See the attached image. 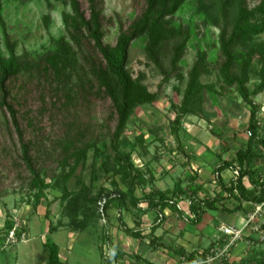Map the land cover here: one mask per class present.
I'll return each instance as SVG.
<instances>
[{
    "label": "trees",
    "instance_id": "1",
    "mask_svg": "<svg viewBox=\"0 0 264 264\" xmlns=\"http://www.w3.org/2000/svg\"><path fill=\"white\" fill-rule=\"evenodd\" d=\"M63 1L71 6V10L64 11L62 15L65 33L55 38L54 49L43 53L38 59H25L17 52V41L13 39L4 17V0H0V109L5 112L9 127L17 135L19 157L28 171L29 184L34 189L32 196L34 205L39 203L46 187L51 183L43 175L41 149L37 146V141L26 137L25 132L28 127L35 128L38 116L47 108L44 104L47 103L46 95L49 91L52 94L51 105L56 106L57 100L64 96L65 99L60 104L62 107L72 103L73 108L78 105L81 98L88 100L109 98L111 102L109 116L115 119L109 137L114 155L106 166L107 169L108 167L113 169V177L119 174L121 180L112 178L114 190L101 187L99 192L93 194L89 186L82 185L70 196L68 206L70 212L76 214L72 218L74 230L91 226L98 214L96 204L100 196H104L101 204L103 214L106 215L110 208H117L120 224L126 232L135 237L149 235L152 244L158 241L154 231L164 221L166 208L183 216L188 222L197 224L207 210L246 212L254 211L257 204L264 203V125H261L258 116L260 104L254 99L255 95L264 90V41L256 40V36L264 32V0L253 9L248 8L245 0H145L141 12L127 27L119 21L120 31L115 43L104 40L106 22L112 19L104 11V0H86V7L83 6L82 0ZM191 1H196L193 16L197 14L205 24L219 27L217 40L209 42V46L194 42L198 36L196 21L191 20L184 24L175 17L180 11H184ZM141 36L147 38L145 44L147 53L159 65L161 64L159 49L162 43L176 38L173 44L171 69L170 71L162 69L163 81L169 80L173 72L181 74L179 66L185 50L189 44L195 45V60L188 70L182 100L179 105H175L176 115L171 120V133L178 140V150L183 151L186 156L185 164H189L194 155L192 148L187 149L181 140V125L189 115L206 117L203 91L207 89L215 92L216 87L213 82H203L201 77L210 73L211 61L222 57L218 66L221 85L224 88L233 87L238 96L249 105L247 140L230 158L223 157L222 151L227 150L229 146L222 145V151L217 154L218 162L214 167V182L218 187L213 192L204 187L203 182L198 179V172L189 170H186L184 176L186 180L179 178L172 188L148 187L152 179L146 176L145 170L132 158L133 151L138 143L143 141L144 136L139 134L136 140L128 138L125 135L128 120L138 105L154 102L159 97V91L150 90L143 82L142 75L133 76L127 66L130 45ZM215 46H218V52L213 54L211 49ZM256 58L261 61V67L258 81L250 89L248 83L251 78L250 70ZM26 71L37 80L36 85L42 102L38 108L32 107L29 103L25 94L27 90L19 94L13 87L19 76ZM211 131L223 140L222 127L213 125ZM66 138L67 141L62 142L63 164H68L69 158L72 157L74 159L70 170L72 173L76 164L85 159L88 150L95 145V140L82 144L75 138ZM59 142L61 140L57 139V143ZM127 145L130 146L128 150L124 148ZM226 168L234 172L230 181L222 174ZM70 171L67 173L68 178ZM246 177L251 186L245 183ZM121 181L125 188L118 187ZM138 187L141 190L140 194L136 192ZM64 191H66L64 196L69 197L67 186L64 187ZM182 197L189 199V212L180 205ZM230 201L234 204H229ZM132 208L139 212H154L149 230L142 226L140 218H135L136 226L126 222L123 211ZM5 225L0 242L5 241L14 222L8 219ZM262 227L264 228V222ZM56 230L57 226L50 222L49 232L44 240L48 249L47 264H70L67 259H62L58 242L49 236V233ZM103 234L107 240V244L106 242L104 244L106 249L103 250L101 246L104 264H118L117 262L129 252L120 243L112 242L105 224ZM244 237L249 247L246 256L237 260L231 259V254H225L221 258L222 264H264V239H261L258 231L254 230ZM227 241L228 237L221 235L202 250L196 248L189 250L182 245L178 247L171 245L168 251L191 264H210L206 259L212 248L224 246ZM130 255L133 264H159L140 252Z\"/></svg>",
    "mask_w": 264,
    "mask_h": 264
},
{
    "label": "rangeland",
    "instance_id": "2",
    "mask_svg": "<svg viewBox=\"0 0 264 264\" xmlns=\"http://www.w3.org/2000/svg\"><path fill=\"white\" fill-rule=\"evenodd\" d=\"M104 11L109 18L106 22L104 40L115 43L120 31L119 21L127 27L136 17L145 4V0H104ZM210 1V0H207ZM83 6H87L86 0H82ZM262 0H245L248 8H256ZM196 1L187 4L184 11H180L175 17L187 24L188 21L198 23L197 42L208 45L217 40L219 27L205 24L200 16L192 15ZM71 6L63 0H4V17L10 29L13 39L17 41V52L25 59H38L43 53L54 49L55 38L65 33L62 15L64 11H70ZM192 22V23H193ZM209 29V31H207ZM257 41H264V32L256 36ZM147 38L141 36L135 39L129 49L128 68L133 76L142 75V80L150 90L159 91L156 101L138 105L125 128V135L131 140H136L139 134H143V141L138 143L132 158L136 164L145 170L146 176L152 181L148 187L166 189L174 187L179 178L186 180V170L191 172L196 168L201 171L202 181L208 182L205 188L213 192L216 187L212 182V167L200 164L192 158L189 164H185L186 156L177 148L178 140L171 133V120L176 115L175 105H179L188 79V70L195 60V45L189 44L179 66L178 74L173 72L170 79L163 81L164 72L171 69V57L173 44L176 38L162 43L159 49L160 65L153 60L145 48ZM218 46L212 47L211 53L216 54ZM222 57L210 62V73L203 74V82H213L216 91H203L206 117L189 115L181 125V140L190 147H199L202 142L208 141L213 125L223 129L222 139L231 147L225 152L226 158L235 154V148L245 142L248 131L249 105L238 96L236 90L224 88L219 77L218 66ZM261 61L256 58L250 70L251 78L249 88L254 87L258 81ZM29 71L22 73L16 85L13 86L17 93L25 92L32 107L38 108L42 102L39 97L37 80L31 77ZM51 93H47V108L36 120L35 128L28 127L26 137L37 141L41 149L40 162L43 175L51 183L46 187L45 194L39 203L34 205L33 192L28 179V171L21 163L20 147L17 135L7 122L5 112L0 109V235H4L6 222L13 220L22 229L28 232V238L17 242H0V264H47L48 251L44 244L49 224L57 226V230L49 233V236L58 242L62 258L70 264H104V254L107 240L103 234V224L111 235L112 242L120 243L129 252L123 256L118 264H133L131 253L140 252L159 264H191L179 255L169 253L172 246L184 245L187 249L202 250L211 241L222 235L220 224L229 223L243 226L252 211L240 210L235 213H227L221 210H207L204 217L197 224H192L183 216L166 208V215L162 224L156 228L154 234L158 238L156 244L150 243V236L135 237L127 233L120 224L117 208L108 209L103 214L101 204L103 197H98L96 204L98 214L93 219L91 226L86 229L74 230L76 216L70 212L69 198L77 192L82 185L89 186L93 194L100 191L101 187L114 190L115 184L112 178L121 180L120 175L113 177V169L108 165L114 155L110 144V129L114 127L115 119L109 116L110 99L106 98H81L78 105L72 108V103L60 106L64 96L57 100V105H51ZM260 104L258 112L261 125H264V90L254 96ZM25 123V121H23ZM66 137L77 139L78 143L95 140L82 159L71 173L74 159L69 158L68 164H63L62 142ZM80 138V139H79ZM57 139L61 142L57 143ZM223 140L221 142L223 143ZM201 147V146H200ZM125 149H130L127 145ZM230 149V150H229ZM200 150V149H199ZM63 156V157H62ZM193 161V162H192ZM193 170V171H192ZM70 171L69 178L67 173ZM67 177V178H66ZM210 181V182H209ZM187 182V181H186ZM251 186L250 183H248ZM68 188L69 197L64 196V187ZM118 187L125 188L119 182ZM140 187L136 192L140 194ZM149 189V188H148ZM229 204L233 205L232 201ZM247 204V203H245ZM181 207L189 212V199L182 197ZM82 216V214H77ZM126 222L135 225V218H140L142 226L149 227L153 221L154 212H139L136 208L123 211ZM223 219V220H222ZM216 224V221H221ZM264 222V210L255 214L251 224ZM213 226L214 229H210ZM258 231L264 234V228ZM149 230V228H148ZM147 230V231H148ZM251 230L246 228V234ZM6 238V237H5ZM248 241L243 236L236 240L229 251L231 259H240L246 256ZM113 246L111 244L110 251ZM221 253V252H220ZM210 252L206 261L210 264H222L223 255ZM181 258V259H180ZM179 260H182L180 263ZM143 264V263H141Z\"/></svg>",
    "mask_w": 264,
    "mask_h": 264
},
{
    "label": "built area",
    "instance_id": "3",
    "mask_svg": "<svg viewBox=\"0 0 264 264\" xmlns=\"http://www.w3.org/2000/svg\"><path fill=\"white\" fill-rule=\"evenodd\" d=\"M261 210H264V203L256 205L255 210L249 214L248 221L241 227L231 223L220 224L219 229L222 235H226L228 237V241L224 244V246H216L212 248V251H214L215 254H219L221 252V255H228L230 254L229 251L231 250L232 244H234L236 240L242 238L245 235V231L248 226H250L251 230L260 231L262 229V223L254 225L251 224V221L255 217V214H257ZM27 238L28 232L25 229H22V227L19 226L18 223H16L12 228L9 229L5 238V242H17L19 240H25ZM260 238L264 239V234H260Z\"/></svg>",
    "mask_w": 264,
    "mask_h": 264
},
{
    "label": "crops",
    "instance_id": "4",
    "mask_svg": "<svg viewBox=\"0 0 264 264\" xmlns=\"http://www.w3.org/2000/svg\"><path fill=\"white\" fill-rule=\"evenodd\" d=\"M207 116V115H206ZM210 136H209V139H208V141H205V142H202L201 143V147L199 146H197V147H194V146H192L191 148H192V153H193V155H194V157L193 158H195L194 160H196L199 164L198 165H200V164H206V165H208V166H210V167H212V171H213V173H212V182H214V178H215V173H214V167H215V165H216V163L218 162V157H217V154L219 153V152H221L222 151V149H221V147H222V145L223 144H227L228 146H229V148L231 149V147H230V145L228 144V143H226L224 140H223V143L221 142V138L220 137H218L216 134H214L211 130H210ZM223 137H224V135H223ZM248 137V136H247ZM246 140H247V138H246ZM245 140V141H246ZM187 146V145H186ZM241 146V145H240ZM239 146V147H240ZM189 146H187V148H188ZM238 147H236L235 148V150L237 149ZM200 149V150H199ZM229 149V150H230ZM228 150H225V151H222L223 152V157H226L225 156V152H227ZM193 162V161H192ZM201 169V168H200ZM200 169H198V168H196V172H198V178H200L201 179V177H200V175H201V171H200ZM193 171V170H192ZM222 174H223V176H224V178L227 180V181H230L231 180V178L234 176V172H233V170L232 169H230V168H226V169H224L223 171H222ZM199 179V180H200ZM201 182H203V185H204V187L207 185V183L208 182H206V181H202V180H200ZM244 181H245V183L248 185V183H250V181H249V179L246 177L245 179H244ZM210 182V181H209ZM251 184V183H250ZM249 186V185H248ZM227 213H229V212H227ZM223 220V219H222ZM222 220L221 221H216L215 223L216 224H219L220 222H222ZM230 221H227V223H229ZM224 223H225V221H224ZM214 229V227L213 226H211L210 227V229ZM179 246H181V245H179ZM182 246H184V245H182ZM186 247V246H185ZM187 248V247H186ZM47 251H48V249H47ZM61 255V254H60ZM61 257H62V255H61ZM62 259H65V258H62Z\"/></svg>",
    "mask_w": 264,
    "mask_h": 264
}]
</instances>
